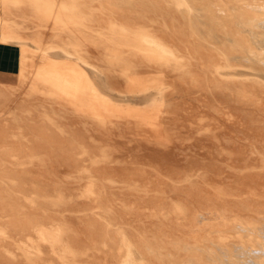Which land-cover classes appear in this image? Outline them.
<instances>
[{
  "label": "rangeland",
  "instance_id": "374dc122",
  "mask_svg": "<svg viewBox=\"0 0 264 264\" xmlns=\"http://www.w3.org/2000/svg\"><path fill=\"white\" fill-rule=\"evenodd\" d=\"M0 40V264H264V0H0Z\"/></svg>",
  "mask_w": 264,
  "mask_h": 264
},
{
  "label": "crops",
  "instance_id": "0c3cea01",
  "mask_svg": "<svg viewBox=\"0 0 264 264\" xmlns=\"http://www.w3.org/2000/svg\"><path fill=\"white\" fill-rule=\"evenodd\" d=\"M10 43L0 40V78L12 75L17 69V57Z\"/></svg>",
  "mask_w": 264,
  "mask_h": 264
},
{
  "label": "bare ground",
  "instance_id": "6f19581e",
  "mask_svg": "<svg viewBox=\"0 0 264 264\" xmlns=\"http://www.w3.org/2000/svg\"><path fill=\"white\" fill-rule=\"evenodd\" d=\"M240 229V228H239ZM251 230V229H250ZM264 236V235H263ZM258 253V252H257Z\"/></svg>",
  "mask_w": 264,
  "mask_h": 264
}]
</instances>
